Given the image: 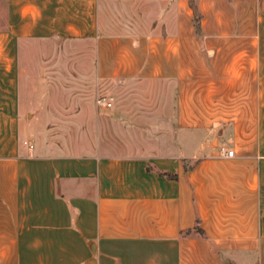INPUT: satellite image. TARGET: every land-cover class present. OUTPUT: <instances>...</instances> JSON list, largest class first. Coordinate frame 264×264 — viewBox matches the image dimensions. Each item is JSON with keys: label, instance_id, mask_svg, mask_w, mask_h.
I'll use <instances>...</instances> for the list:
<instances>
[{"label": "crops", "instance_id": "obj_1", "mask_svg": "<svg viewBox=\"0 0 264 264\" xmlns=\"http://www.w3.org/2000/svg\"><path fill=\"white\" fill-rule=\"evenodd\" d=\"M195 1L200 34L190 0H0V264H264V0ZM69 60L114 105L38 144Z\"/></svg>", "mask_w": 264, "mask_h": 264}, {"label": "rangeland", "instance_id": "obj_2", "mask_svg": "<svg viewBox=\"0 0 264 264\" xmlns=\"http://www.w3.org/2000/svg\"><path fill=\"white\" fill-rule=\"evenodd\" d=\"M36 47V48H35ZM89 44H85L83 46H71V45H61L54 46L51 45L50 50H82L87 51L89 49ZM33 49H39V50H47L48 45L46 46H33ZM57 61V60H56ZM59 61V60H58ZM33 63L35 64V60H33ZM61 64V63H59ZM62 66V67H61ZM72 64L70 60L66 62L65 64L59 65V69L54 70H48V72H43L40 70L35 71L32 77H35L37 79L47 78L49 80V87L48 90L45 89L43 80H39L38 82L33 83L35 86V89L31 92H25V99H26V105L29 106V111L32 113H36V115L29 116V119L25 118V126L29 129L31 133L34 135V140L41 144V139L39 138L37 132L40 130H44L48 128L50 131V137L52 141H59V132L65 136L62 140L64 143H79L80 147L87 145L88 138L86 137L87 133L86 130L88 129L89 120L92 118H95V112L97 109L106 110L103 108L98 107V100L103 97H113L115 102V96L111 93L107 92V90H104V88L95 87L92 83L91 78H89L87 75H78L79 79H77V82H79L80 88L79 90L72 89V85L74 82H76L77 75H72L70 72H68L67 67H71ZM70 71V70H69ZM34 72V71H33ZM46 79V80H47ZM52 85V87H50ZM24 97V94H23ZM73 100H80V102H84L86 105L84 107H81L83 110L85 108L86 112L85 114L80 113L81 115H84V119L79 117L75 121H72L73 117V106L75 102ZM51 103V109L58 112L61 108H64V111L66 112L67 116L64 117V120L56 121L57 117H53L49 122H47V115H46V109L48 102ZM62 106V107H61ZM61 107V108H60ZM37 110V111H36ZM62 119V118H61ZM73 130H80V136L77 137V135L74 133V136L71 137ZM84 132V133H83ZM85 134V135H84ZM85 136V137H83ZM91 140V139H90ZM92 141V140H91ZM40 142V143H39ZM41 146V145H40Z\"/></svg>", "mask_w": 264, "mask_h": 264}, {"label": "trees", "instance_id": "obj_3", "mask_svg": "<svg viewBox=\"0 0 264 264\" xmlns=\"http://www.w3.org/2000/svg\"><path fill=\"white\" fill-rule=\"evenodd\" d=\"M190 6H191V9L193 10V14H194L195 30H196L197 34H200V26H201V19H202L201 12H200L198 4L195 0H190ZM196 231L200 234H203V231L200 228L199 220H197Z\"/></svg>", "mask_w": 264, "mask_h": 264}, {"label": "built area", "instance_id": "obj_4", "mask_svg": "<svg viewBox=\"0 0 264 264\" xmlns=\"http://www.w3.org/2000/svg\"><path fill=\"white\" fill-rule=\"evenodd\" d=\"M97 103H98L99 108L111 109L114 105V98L111 96L110 97H103V98L99 99ZM226 155L228 157H233L234 151L229 150L226 152Z\"/></svg>", "mask_w": 264, "mask_h": 264}]
</instances>
